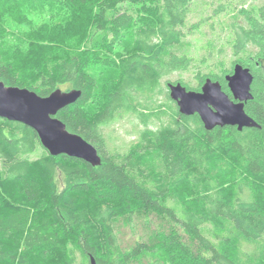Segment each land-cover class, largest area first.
I'll return each mask as SVG.
<instances>
[{"label": "trees", "instance_id": "trees-1", "mask_svg": "<svg viewBox=\"0 0 264 264\" xmlns=\"http://www.w3.org/2000/svg\"><path fill=\"white\" fill-rule=\"evenodd\" d=\"M46 1L70 11L62 34L37 64L0 54V80L41 96L80 89L56 117L101 162L51 155L34 129L0 117V185L11 193L10 202L0 194V264H264V2L240 10L228 40L233 64L253 74L244 109L260 126L238 130L205 129L163 91L162 78L190 64L173 49L197 27L188 25L194 0ZM231 71L179 82L200 90L209 77L231 96ZM122 112L143 124L128 152L103 131ZM152 217L163 223L148 239L123 245L125 227L134 233Z\"/></svg>", "mask_w": 264, "mask_h": 264}, {"label": "rangeland", "instance_id": "rangeland-1", "mask_svg": "<svg viewBox=\"0 0 264 264\" xmlns=\"http://www.w3.org/2000/svg\"><path fill=\"white\" fill-rule=\"evenodd\" d=\"M263 2L264 0H194L188 25L196 24L197 27L186 36L179 47L173 49V52L190 59V64L186 69L166 74L161 80L163 91H168V82L182 81L193 86L200 81L201 75L220 73L231 65L233 68L232 61L239 55L235 54L229 45L232 27L243 23L241 9L248 10ZM69 16L70 11L62 1H2L0 54L4 59H13L15 64L22 68L26 67L27 63L37 64L42 59L47 45H51L50 41L59 39ZM74 37L76 38L75 34ZM66 40L70 41L68 38ZM165 98L162 97V100ZM167 98L171 99L170 96ZM162 119L167 121L168 118ZM159 123L158 119H153L151 124L157 126ZM142 127L143 124L137 115L122 112L107 123L103 131L110 148L128 152L132 147L139 145V131ZM39 152L40 150L37 153ZM0 194L10 202V188L0 185ZM141 221L136 223V232L129 231L127 227L121 231L119 238L123 245L141 236L145 240L148 239L151 230L163 223V220L157 217H152L149 224ZM57 263L59 264L58 261Z\"/></svg>", "mask_w": 264, "mask_h": 264}, {"label": "water", "instance_id": "water-1", "mask_svg": "<svg viewBox=\"0 0 264 264\" xmlns=\"http://www.w3.org/2000/svg\"><path fill=\"white\" fill-rule=\"evenodd\" d=\"M231 96L217 80L207 77L200 90L187 89L180 82H168L169 96L176 102L181 114H198L205 129L232 125L238 130L243 127H260L245 109V103L252 98L253 74L250 68L240 63L233 65L225 75ZM81 90L57 88L46 96L16 85H6L0 80V117L21 122L38 135L41 145L51 155L65 154L79 158L91 165H99L101 158L97 149L81 135L71 132L56 117L57 112L75 103ZM89 264H97L93 256Z\"/></svg>", "mask_w": 264, "mask_h": 264}]
</instances>
